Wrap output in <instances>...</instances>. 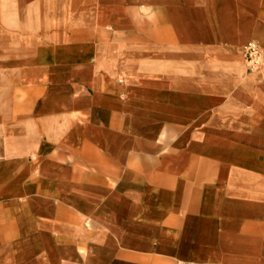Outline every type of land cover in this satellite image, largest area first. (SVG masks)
Instances as JSON below:
<instances>
[{"label":"crops","instance_id":"1","mask_svg":"<svg viewBox=\"0 0 264 264\" xmlns=\"http://www.w3.org/2000/svg\"><path fill=\"white\" fill-rule=\"evenodd\" d=\"M264 0H0V264H264Z\"/></svg>","mask_w":264,"mask_h":264},{"label":"built area","instance_id":"2","mask_svg":"<svg viewBox=\"0 0 264 264\" xmlns=\"http://www.w3.org/2000/svg\"><path fill=\"white\" fill-rule=\"evenodd\" d=\"M244 61L247 72H255L259 70L264 61V51L256 41H249L243 48ZM193 264V263H180Z\"/></svg>","mask_w":264,"mask_h":264}]
</instances>
